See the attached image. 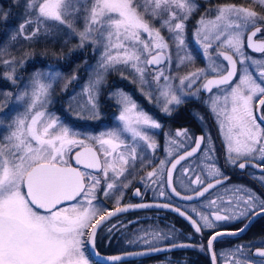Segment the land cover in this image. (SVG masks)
<instances>
[{
	"label": "snow or ice",
	"instance_id": "1",
	"mask_svg": "<svg viewBox=\"0 0 264 264\" xmlns=\"http://www.w3.org/2000/svg\"><path fill=\"white\" fill-rule=\"evenodd\" d=\"M259 3L264 5V0H259ZM196 7L194 0H91L90 6L80 4V0H28L26 8L35 19L29 17L22 22L19 32L23 34L26 25L34 22L36 28L30 35L25 36L26 39H31L47 21L58 22L77 31L72 21L77 18L75 13L84 8L88 14L85 17L84 29L78 31L80 46H83L85 41L102 45L104 52L100 62L101 68L107 71L118 64L129 66L138 74L142 85L149 83L145 76L146 71L151 66H156L157 72L152 79L157 82V88L160 89L157 102H160L159 98H163L162 111L166 115H171L175 108L169 105H180L182 99L181 95H178L167 83L171 77L165 76L164 72L159 70L160 64L172 59L169 54V43L161 34V28L168 30L169 38L176 46L177 67L185 64L186 61H191L190 54L180 53L186 47L183 36L184 21ZM154 21L161 22L159 28ZM262 22H264V14L251 8L224 5L217 8L214 20L205 21L201 18V27L197 29L196 35L198 42L204 48L205 55H210L207 50L212 47L214 40L221 41V46L227 48L226 51L217 53L227 61V67H212L211 71L219 73L218 78L207 79L203 88L212 92L214 86L229 85L234 79L238 80L224 97L225 107L221 110L226 113L225 119L220 122L222 133L227 127L226 162L236 165L238 160L245 158L238 164L239 168L244 169L246 164L258 158L260 163L254 166L259 167L264 174V128L257 123L258 118L254 115L252 104L254 96L264 97V86L260 83L264 82V60L252 59L246 56L244 51L247 47L254 52L264 53V43H255L253 40L264 28ZM246 29L254 30H251L245 43ZM222 36L225 37L224 40H221ZM249 60L254 68L253 71H250V66L246 64ZM238 64L242 66L239 73ZM203 73V69L188 73L180 78V84L183 86L185 81H188L187 86L191 87ZM161 77L165 80L162 88L159 83ZM101 79L102 74L97 73L96 80L89 88V102L92 103L93 109L96 107L93 93ZM50 87V84L46 85L38 80L35 82L28 114L17 118L10 134L0 141V264H90L82 250L83 245L87 243L95 248L97 227L108 218L127 210L119 206V200L114 211L102 210L94 205L95 191L101 180L91 173L73 167L69 163V154L72 153L73 148L81 149L71 158H74L77 165H82L83 169H94L103 173L106 185L104 195L108 196L111 190L117 187L116 182L119 178L127 171L125 166L129 165L130 161L135 164L137 145L127 144L116 131L107 132L94 138L100 145L98 154L94 147L85 143L84 139L76 138L68 127L43 110ZM179 91L183 93V89ZM149 96L151 98V93ZM229 99L230 112L227 110ZM217 103L218 101L212 102V110L219 118ZM38 104L39 108H37ZM121 104L123 110L119 120L123 122V131L130 133L133 141H143L147 148L155 150V140L142 128L143 126L160 128L161 124L143 111H137V105L127 95L122 97ZM258 104L264 106V98H260ZM259 120L264 121V115L260 116ZM175 135L190 139L186 130L177 131ZM204 140V136L197 138L194 147L179 155L171 163V168L167 172L169 187L172 186V173L176 166L200 151ZM177 144L174 138L169 141L170 146ZM179 146L182 147L183 144L180 143ZM114 153L116 155L113 157ZM233 153L236 155L233 156ZM169 154L171 155V150ZM108 157L113 159L109 160ZM163 166L164 161H161V171ZM207 167L209 177L215 178L205 184L200 176H196L192 182L204 185L196 191V196H204L210 189L227 179L218 168L213 165ZM109 171L113 173L112 177H109ZM185 172L187 173V169ZM147 175L152 178L157 175V171L153 170ZM86 178L90 183L85 182ZM123 186L127 187V184ZM235 191L244 192L245 195L236 199L231 214H226L229 209L220 208L213 213L214 220L202 213H197L200 216L199 222L190 216L186 217L191 221L196 232H201V226L214 228L216 226L214 221L241 219L247 218L250 214L264 213V199L242 187ZM172 192L180 196L175 188H172ZM136 195H140L139 190ZM160 195H164L163 191ZM78 197L80 199H77ZM180 198L191 200L193 196L184 195ZM67 201H76V204L71 207H60ZM209 204L215 207L216 201L211 200ZM228 204L233 205V201L229 200ZM148 206L137 205V207ZM159 206L169 207L167 204ZM174 210L185 216L183 211ZM86 229L89 231L86 232ZM244 230L245 228H241L238 231ZM226 234L237 233L217 231L210 234L207 241L208 249H212L217 237ZM85 236L87 240L83 239ZM153 238L159 240L168 237L153 234ZM188 246L191 245L173 243V247ZM258 255L264 257V251H259ZM110 259L117 261L120 257L114 256ZM236 264L240 262L237 261Z\"/></svg>",
	"mask_w": 264,
	"mask_h": 264
},
{
	"label": "rangeland",
	"instance_id": "2",
	"mask_svg": "<svg viewBox=\"0 0 264 264\" xmlns=\"http://www.w3.org/2000/svg\"><path fill=\"white\" fill-rule=\"evenodd\" d=\"M6 1V0H5ZM197 0H194V3ZM206 5L209 3H212L216 0H202ZM223 3L220 4V6L224 5H236L238 7H244V8H251L254 11L257 6H261L264 8V5H261L259 3V0L252 1L251 4L241 2L242 0H221ZM259 3L256 5V3ZM199 3V2H198ZM219 5L217 7L213 8H205V11H207L206 16H195L194 12L191 13V15L188 17L187 20L184 21L185 23V29H184V40L186 47L181 51V55H184L185 53H188L191 55L192 59L191 61H186L185 64L180 65L177 67V56H176V46L173 43V41L169 38L170 33L166 28H161V34L165 37V39L169 43V54H171V61L165 60L164 64L159 66V70H162L164 72L165 76L171 77V79L167 82L171 85L172 89L177 92L178 95H181L182 103L185 101V99L191 98L193 101H196V105H201L202 112L198 111L196 108H192V115H193V124L191 127V132L186 130L187 137H190V139L186 137H175V140L178 142L177 145L174 146V149H188L194 142L195 133L199 131L204 137V143L202 147V151L199 154L197 158H195L192 161V166L195 167L196 164H205L207 165H213L217 161V149H223L225 152V162L227 160V141L225 139V135L227 133V127L224 129V133L221 132L220 122L225 119V112L221 111L225 107V101L224 97L228 95L230 92V89L235 86L236 83H238V80L235 79V81L228 87L220 88L215 90L212 94L208 95L207 97H203L202 101L199 100L201 97L200 95V86L202 83L210 76H217L219 75L218 72L211 71L212 67L217 68H225L224 63L219 58V55H217L220 51H226V46H221V41H213L212 47L209 48L207 51L210 53V55H205L204 48L200 42L197 40V29L201 27L200 20L201 18H204L205 21H211L215 19L217 8L220 7ZM197 8V7H196ZM175 10V9H174ZM214 11V12H213ZM213 12V16L210 17V13ZM257 12V11H256ZM260 13V12H258ZM264 14V13H263ZM159 21L155 24L156 27H160ZM46 24H52L55 26H60L65 28L66 32L69 33L71 36H73L74 40L71 43L70 38L65 39L66 35L65 31L59 30L58 33L52 40H44L39 41L38 44L43 45V47H46L47 55H55L59 53L57 51V47L62 51H66L65 54L69 55L70 53H76L79 54V62L77 63L76 69L74 71H71L68 73L67 76L62 71L56 70V67L54 65H51L50 67L45 66L47 68L39 69L36 68L32 72L28 73L27 75H24V68L28 64V61L30 57H27L22 54L24 52L29 53H38V50H32L29 49L32 46V43L29 41L28 44L23 45L22 43L19 45L18 51L15 49H12L11 52H3V49H0V58H3V54H11L15 57L13 59L9 58L5 61H10V63H1L0 66V86L3 87H10L14 91L13 93H16V97H13V94L9 93V96H7V99L5 101L4 106L0 109L1 114H7L6 117H1L0 120L5 119L4 121H0V141H3V138L10 134V131L15 127V121L19 117H23L24 115L28 114L29 111V104L31 103L32 93L35 87V82L38 80L40 83L43 84H50L51 87L48 89V96L46 98V102L43 106V110L51 114L52 116L56 117L60 123L66 127L69 128V124H63L61 118L56 116L53 112V107H57L62 114L71 122H74L75 124L79 125L80 127L84 126H94L96 129L89 130L83 129V128H69L71 133H74L76 138L78 139H84L85 143L95 147L98 154L100 152V145L96 143L94 138H98L102 135H104L107 132L116 131L120 133L121 139L123 136V130L124 129L123 122L119 120V116L121 114V111L123 110V105L121 104V99L124 95H127L132 102H134L137 105V111H143L144 109L138 101H136L132 95L131 91L136 93V95L140 99H144L149 106H157L159 107V110L161 112L162 108L161 105L163 104V98H159L160 102H157V98L159 97V91L160 89L157 88V82L152 79L154 75H156L157 68L152 69L149 68L145 76L148 79V84H141L138 74L135 73L134 69H132L129 66L118 64L114 68H110L107 71H105L100 66L101 57L104 52V47L102 45H98L91 41H85L83 46H80L81 41L80 37L78 35V32H73L72 29L68 28L66 25H60L58 22L54 21H47ZM28 27L31 28L30 33L36 28V24L33 22L31 24L26 25L23 34L19 33L21 38H25V31L28 29ZM84 29V28H83ZM46 25L40 27V31L44 34L45 31H47ZM250 29H246L244 33V39L247 34V32ZM40 31L36 34L38 35ZM231 31V30H230ZM146 38V34H144ZM33 37V36H32ZM225 37L222 36L221 40H224ZM39 46H37L38 48ZM42 47V46H41ZM115 52V50H113ZM245 51V55L251 57L252 59L256 60H264V53L260 55L251 54L248 51ZM40 54L43 53L42 49L39 51ZM45 54V53H44ZM198 54V56L196 55ZM18 56V57H16ZM23 56L24 58H22ZM43 57V55H41ZM12 57V56H9ZM61 66L63 68H66L68 65V62L66 59H61ZM246 64L250 66V71H253L254 68L251 66V62L246 61ZM61 67V68H62ZM242 66L238 64V73L241 70ZM203 69L204 73L200 76L199 79H197L194 83H192L191 87H188V81H185V84L182 86L180 84V78L187 75L191 72H196L197 70ZM69 71V70H68ZM97 73L102 74L101 82L96 86V90L94 91L93 95L95 97L94 103L96 105L95 109L92 107V103L89 102V88L90 85L96 80ZM9 76H11V79H9ZM255 78V77H254ZM260 82V81H258ZM160 86L161 88L165 84V80L163 77H161L160 80ZM261 86H264V82H260ZM123 85L128 87L129 90H125L123 88ZM9 88V89H10ZM183 89V93H181L179 90ZM149 93H151V98L149 96ZM5 96L4 92H0V98L1 96ZM260 95L253 97V109L254 106L258 100ZM10 97V98H9ZM56 97H59V101H57ZM201 101V102H200ZM213 101H218L216 104V108L218 111H220L219 118L217 117V114L213 112ZM200 102V103H199ZM105 103V105L112 104V108L114 109L113 116H110L109 119L111 123L113 122L118 124V127L120 128H108V126H113V124L109 122H105L108 120L107 116L105 115L107 110H102V105ZM181 103V104H182ZM180 104V105H181ZM180 105H169V107H174L176 110ZM39 104L37 105V108H39ZM107 107H105L106 109ZM231 109V102L230 99L227 104V110L230 112ZM8 110V111H7ZM35 111V110H33ZM110 113V112H109ZM145 113V112H144ZM164 113V112H163ZM146 114V113H145ZM205 115L207 116V119L205 118ZM207 121V122H206ZM107 123V125H106ZM109 123V125H108ZM209 123V124H208ZM105 124V125H103ZM101 127H97L100 126ZM211 127H210V126ZM111 126V127H112ZM144 127V126H143ZM110 129L109 131L106 130ZM177 131H185L183 129H178ZM175 132V134H176ZM216 133V134H214ZM128 135H131L128 133ZM216 136V138H215ZM182 143L183 146L180 147L179 144ZM259 147V145L257 146ZM78 148H73L72 152L77 150ZM71 154V153H70ZM69 154V155H70ZM235 154V153H233ZM232 154V155H233ZM116 154H113V157ZM234 156V155H233ZM113 157H108L109 160H112ZM103 160V156H101ZM227 163V162H226ZM117 166L119 167V162L117 161ZM214 166V165H213ZM207 167V166H205ZM215 167V166H214ZM208 168V167H207ZM209 172V169L207 170ZM133 172L129 168L128 172L126 171L123 175L119 178V181H117V187L111 190L110 194L108 196L104 195L105 191V181L103 177V173L100 172L97 175H93L95 177H98L101 180L100 185L97 187L95 191V200L93 201V204L100 207L102 210H109L112 207L117 206V200H119V203L121 202V199L124 197L125 192L127 190V187H124L125 184L124 181H128V178H126L128 175H132ZM113 173L109 171V177H112ZM196 176H200L204 181L206 179L211 178L209 177V174L207 176L201 175V173L193 172L192 178H191V184H184L179 181H177V187L183 191V189H188L187 191H194L196 188H198L200 185H197L193 183L192 181L195 179ZM122 178V179H121ZM87 183H90V181H87ZM144 191L147 192V187L143 186ZM225 190V189H224ZM223 190H219L217 192L220 193ZM153 195V193H151ZM158 194V192H154V195ZM80 199V198H78ZM76 204V201H74L71 204L62 206V207H71ZM218 205V203L216 204ZM209 210H214L215 208H212V206L208 207ZM195 209L196 211H193ZM203 209L202 206H193L190 207L189 210L195 214V212L199 211V213L203 212L201 211ZM205 215V214H204ZM200 221V216H199ZM95 222V219L93 220V223ZM126 223H123L120 219L116 221H112L108 224V227L103 228L98 233L96 244L97 248L101 250L100 252H110L119 250L118 248L121 247L120 243L113 244L112 241L109 240V233L113 236L116 234L118 235L119 226L124 225ZM115 225V227H113ZM111 228V230H110ZM86 232L89 231L88 229L85 230ZM152 232L143 231L140 236H136L131 240L132 246H147L150 244H153L154 240L152 238ZM87 236L83 237L84 240H86ZM85 245H83V251L85 252L86 257L89 259L90 264H94L92 260L90 259L89 255L87 254ZM100 247V248H99ZM105 251V252H104ZM166 264V263H161Z\"/></svg>",
	"mask_w": 264,
	"mask_h": 264
},
{
	"label": "flooded vegetation",
	"instance_id": "3",
	"mask_svg": "<svg viewBox=\"0 0 264 264\" xmlns=\"http://www.w3.org/2000/svg\"><path fill=\"white\" fill-rule=\"evenodd\" d=\"M244 2L246 4L249 3L250 5L252 1L244 0ZM251 30L253 29H250L249 31ZM255 39L264 42V28H262L261 33L257 34ZM245 50L255 55L263 54L251 52L247 50V48H245ZM234 81L235 79L232 81V83ZM231 84L222 86L220 88L228 87ZM123 88L130 91V89L124 85ZM217 89H213L212 92H209L207 95L203 94L199 89L200 95L202 97L199 100L202 101L203 97H207ZM131 95L136 101H138L140 106H142L144 112L154 120H156L158 123H160L161 127L150 128L144 126L142 128L143 131H145L153 140H155V150L147 148V145L144 144L143 141H133L131 135H128L127 132H122V139H124L127 144L131 145L135 143L137 145V159L134 165L130 161V164L125 166L127 168V172L130 168L133 174L126 177L128 178V181H124L125 184L128 185V187L124 197L119 203V206L124 204H133L148 201L163 202L179 208L188 216L199 222V215L197 213H199L200 210L195 212L194 214L189 210L190 207L197 205L202 206L203 209L201 211L203 212V214L209 216V219L211 220H214L213 213L217 212L220 208L229 209L228 213L226 214H231V210L235 204L236 199L240 196L245 195L244 192H236L235 189L237 188H245L257 194L261 199H264V174L261 173V169L259 167L254 166L256 164H259L260 160L258 158L253 159L251 163H248L249 165L246 164L245 168L241 169L238 167V164L240 162H243L245 158H241L240 160H238L236 165L226 163L225 152L223 149H217V161L213 163V165L215 166V168H218L222 175L227 177V179L196 202L186 203L174 199L165 188L167 168L178 155L182 154L188 149H174L175 145L170 146L169 141L173 138L175 139V132L178 129L188 130L189 132H191V127L193 124L192 107L193 105H195L196 101H193L191 98L185 99V101L178 107L177 110L175 109V111H173L171 115H166L159 110V107L154 105L149 106L148 103L144 99H140L136 95V93L133 92V90L131 91ZM260 98L262 97L259 96L258 100ZM258 100L254 106V115ZM112 107V104L108 105V109L110 112L114 111ZM105 115L108 118V120L105 122H109L110 119L108 113H106ZM261 115H264V106L261 107ZM109 123H111V121ZM257 123L259 122L257 121ZM111 124H113V126H108V128L111 129L118 127L117 123H115L114 125V123L112 122ZM259 124L262 128H264L261 123ZM120 127L121 126H119L118 128ZM110 129L106 128L107 131H109ZM120 130L122 131L123 129ZM198 134L201 133L197 131L195 133V137ZM170 150L171 155L169 154ZM201 151L202 149L194 157L178 164V166L174 170L172 178L173 187L180 194L188 195L196 192L204 186L200 185L198 188L191 192L187 191L188 189H183L182 191L177 187V181L184 184H191L190 181L193 172L199 171V173H201L203 177L204 175H208V168L205 167L207 166V164H205V166H203V164H196L195 167L192 166V161L199 156ZM71 154L69 155V157H71ZM233 155L235 156L236 154ZM161 161H164L162 171L160 170ZM185 169H187V173L185 172ZM81 170L88 172L83 169ZM153 170L157 171V175L149 178L147 174L148 172H151ZM214 178L215 177L206 179V181H204L205 184H207L210 179ZM153 181H155V183ZM143 186L147 187V192L144 191ZM134 190H139L140 195L134 194ZM219 190L223 191L217 194ZM156 191L158 192V194L154 195V192ZM161 191H163L164 193L163 196L160 195ZM151 193H153V195ZM211 200H215L216 204L218 203V205L212 207L215 208L214 210L208 211V207L210 206L209 202ZM229 200L233 201V205L228 204ZM118 219L126 224L119 226L120 229L118 231V235L116 234L115 236H113L109 233L108 237L110 242L112 241L113 244L120 243L121 247L118 248L119 250H111L110 252H105L103 254H116L147 248L170 246L173 245V243L191 245L186 249L174 250L167 253L157 254L149 258L131 260L118 264H236L237 261H239L240 264H264V257L258 255L259 251H264V213H261L259 215L250 214L247 218L241 219L214 221L216 225L214 228H203L201 226V232L198 233L195 231L194 227L189 226L184 220L173 213L160 210H142L131 212L114 218L106 225H104L101 229L108 227L109 223ZM246 225L247 227H245ZM241 228H245V230L243 232H239L238 230ZM145 230L148 232H152V238L153 234L161 237L166 236L168 238L159 240L153 238V244L142 247L132 246L131 240L136 236H140ZM217 231L224 233L236 232L237 234H226L217 237V240L213 242L212 249L209 250L207 241L210 238V234H214ZM97 246L98 245L96 244V247ZM213 254H215V260H213Z\"/></svg>",
	"mask_w": 264,
	"mask_h": 264
},
{
	"label": "trees",
	"instance_id": "4",
	"mask_svg": "<svg viewBox=\"0 0 264 264\" xmlns=\"http://www.w3.org/2000/svg\"><path fill=\"white\" fill-rule=\"evenodd\" d=\"M250 1H254V0H250ZM256 1V0H255ZM28 0H0V49H3V52H11V47L12 49H15L16 51H18L19 45L22 43L23 45L28 44V42L30 41L32 43V46H29L33 51L34 50H38V53H29V52H24V57H30L28 59H30L28 61V64L25 66L24 68V75H27L28 73L32 72L34 69L36 68H47L45 66L50 67L51 65H54L56 67V70L58 69L59 71H62V73L65 72V74L68 76L71 71H74L76 69L77 63L79 62V54H74V53H70L69 55H66L65 52L66 51H62L60 52V50L57 47V51H59V53L55 54V55H47V50L46 47L44 48L43 45L38 44L39 41H46L47 40H52L58 33L59 30L65 31L66 35V30L63 27L60 26H52V24H46L47 27V31L44 32V34L42 33V31H40V33L38 35H35L33 37H31V39H26V38H21L20 36V32H19V26L22 22H24L26 19H28L29 17H31L33 20L35 19L34 16L31 15L30 12H28L26 5H27ZM197 3V8L195 9L194 14L195 16H206L207 11H205V8H213V7H217L218 5L220 6V4H222L223 2L221 0H216L212 3H209L208 5H206V3H204L202 0H197L195 1ZM199 2V3H198ZM242 3L244 2V0L241 1ZM256 5H258L259 3L255 2ZM80 4L82 5H91V0H80ZM255 10L257 12H260L261 14L264 13V8L261 6H257V8H255ZM214 12V11H213ZM213 12L210 13V17L213 16ZM87 12L84 10V8H81L79 12L75 13V16L77 17L76 19H74L72 22L74 24V27L77 29V31H82L84 26H85V17L87 16ZM154 23L156 24L157 21H154ZM31 28L28 27V29L25 31V35H28L30 33ZM73 31V30H72ZM74 32V31H73ZM60 35V34H59ZM15 37V38H13ZM70 38L71 43L73 42V36H71L69 33H67L65 39ZM37 46H39L37 48ZM42 46V47H41ZM42 49L43 53L40 54L39 51ZM45 53V54H44ZM3 58H0V66L1 63H3L5 60L11 58L13 59V55L11 54H3ZM43 55V57L41 56ZM198 56V54H196ZM12 56V57H9ZM18 57V56H16ZM22 58H24L23 56H21ZM61 59H66V61L68 62V65L66 68H63L61 66ZM77 62V63H75ZM62 67V68H61ZM69 70V71H68ZM10 87H3L0 86V92H4L5 96H1L4 99L0 98V109L4 106L5 101L7 99V96H9V93H11V95L13 94V97H16V93H13V89ZM10 98V97H9ZM57 101H59V97H56ZM6 105V104H5ZM102 105V110L104 109L107 110L106 113H108V116H113L114 111L110 112L108 109V105H105V103L101 104ZM105 107H107L105 109ZM192 108H196L198 111L202 112V107L200 105H193ZM8 111V110H7ZM53 112L56 116H58V118L60 117L63 124H69V128L71 127L73 128H83V129H87L89 130L91 128V130H95L96 128L93 126H82L80 127L79 125L75 124L74 122L69 121L63 114L62 112L57 108V107H53ZM110 112V113H109ZM7 114H1L0 116L2 117H6ZM205 118L207 119V116L205 115ZM3 121L5 119H2ZM0 120V121H2ZM209 124V123H208ZM105 125V124H103ZM210 126V125H209ZM97 127H101L97 126ZM211 127V126H210ZM216 134V133H214ZM217 135V134H216ZM216 138V136H215ZM87 178L86 181L87 182ZM99 246V244H98ZM100 248V247H99ZM101 251V250H100ZM105 252V251H104ZM107 253V252H106Z\"/></svg>",
	"mask_w": 264,
	"mask_h": 264
},
{
	"label": "water",
	"instance_id": "5",
	"mask_svg": "<svg viewBox=\"0 0 264 264\" xmlns=\"http://www.w3.org/2000/svg\"><path fill=\"white\" fill-rule=\"evenodd\" d=\"M254 30V29H253ZM251 34V31L248 32L247 36ZM246 36V38H247ZM246 38H245V43H246ZM254 42L255 43H264L263 41L261 40H256L255 37L253 38ZM247 48V47H246ZM247 50L251 51V52H254L252 51L250 48H247ZM254 53H258V52H254ZM219 58L221 59V61L224 63L225 65V68L227 67V61H224L223 60V57L222 56H219ZM164 63L160 64L159 66L163 65ZM150 68H157L156 66H151ZM213 78H218V75L217 76H210L208 77L207 79H213ZM207 79L202 83L201 87H200V91L207 95L209 92L206 91L204 88H203V84L207 82ZM222 86H226V85H219V86H214L213 89H217V88H220ZM212 89V90H213ZM264 98V97H262ZM261 107L258 103L256 105V109H255V116L258 118L257 121L259 123H261L263 126H264V121H261L259 120V117L262 116L261 115ZM202 135L201 134H198L195 139H194V142L197 138L201 137ZM194 142L192 144V146L190 148H188V150H190L192 147H194ZM202 146H203V143H201V146H200V150L202 149ZM81 149H77L75 150L71 157L74 156V153L76 151H80ZM186 152V151H185ZM185 152H183L182 154H184ZM199 151L196 153L198 154ZM180 154V155H182ZM195 154V155H196ZM194 155V156H195ZM192 156V157H194ZM70 157V164L73 166V167H76V168H79V169H83L82 165H77L75 163V160L74 158H71ZM179 157V155L175 158L177 159ZM192 157H188L186 160L192 158ZM175 159L172 161L174 162ZM185 160H182L181 162H183ZM171 162V163H172ZM180 162V163H181ZM171 163L170 165L168 166L167 168V172L168 170L171 168ZM249 165V164H247ZM178 166V165H177ZM176 166V167H177ZM83 170H86V171H89L90 173H93V174H98L99 172H97L96 170L94 169H83ZM174 173V171H173ZM173 173H172V178H173ZM218 186V185H217ZM216 186V187H217ZM165 188L167 190V192L174 198L176 199L177 201H180V202H196L198 200H200L203 196H196L195 193H191V194H188L190 196H193V199L191 200H185V199H181L180 196H184V194H180V196H177L175 195L173 192H172V188L173 187V182H172V186L169 187L168 185V177H167V173H166V182H165ZM201 189V188H200ZM214 189V188H213ZM212 189L209 190V192L211 191ZM137 190H134V194H136ZM208 193V192H207ZM207 193H205L204 195H206ZM74 201H67L65 202L64 204L60 205V207L62 206H65V205H68V204H71L73 203ZM140 204H145V205H149L148 207H137V205H140ZM163 204H167V203H163V202H157V201H148V202H139V203H133V204H124V205H120V207L122 208H127L126 211H121L119 213H117L116 215L108 218L106 221L102 222L101 225H99L97 227V234L99 232V230L104 226L106 225L109 221H111L112 219L114 218H117L119 216H122V215H125V214H128V213H131V212H135V211H142V210H160V211H167V212H170V213H173L175 214L176 216H178L179 218H181L182 220H184L189 226L193 227L191 221L189 219H187L186 217H189L186 213H185V216H181L179 214V211H176L174 209H179L175 206H172L170 204H167L169 205V207H161L159 205H163ZM116 207L114 208H111L110 210L111 211H114ZM180 210V209H179ZM182 211V210H180ZM193 219V218H192ZM96 234V236H97ZM87 240V238H86ZM96 240V238H95ZM187 245V244H185ZM190 246L188 247H173V245H170V246H163V247H157L159 250H155L156 248H147V249H141V250H135V251H129V252H122V253H116V254H103V253H100L97 248H96V244H95V248H92L91 245L87 244L86 243V250H87V253L90 257V259L95 263V264H118V263H122V262H127V261H131V260H139V259H144V258H149L151 256H154V255H157V254H161V253H167V252H170V251H174V250H182V249H186V248H189ZM96 253H98L99 255H97ZM114 256H118L120 257L119 260L117 261H112L110 259V257H114Z\"/></svg>",
	"mask_w": 264,
	"mask_h": 264
}]
</instances>
